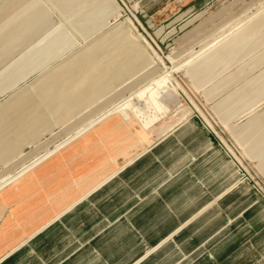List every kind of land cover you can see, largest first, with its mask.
Masks as SVG:
<instances>
[{
    "label": "rangeland",
    "instance_id": "obj_1",
    "mask_svg": "<svg viewBox=\"0 0 264 264\" xmlns=\"http://www.w3.org/2000/svg\"><path fill=\"white\" fill-rule=\"evenodd\" d=\"M55 1L59 10L51 0H23L9 12L0 13V110L21 101L15 112L0 115V135L8 122H16L17 112L39 118L26 135L2 144L0 177L15 172L24 163L26 166L35 155L65 138L86 116L121 102L163 72L173 92L170 100L162 99L166 115L154 114L135 96L131 102L136 110L129 108L127 115L141 123L151 114L158 116L157 123L146 129L151 133L169 132L162 137L167 139L160 146L175 150L162 159L153 158L155 175L126 188L123 198L109 204L107 211L97 213L94 220L81 219L79 233L68 235L61 246L30 253L28 264H74L75 259L86 256L96 258L98 264H233L236 256L245 259L264 239V170L258 164L264 158V10L222 42L216 56L203 61L212 53L211 48L205 57L190 64L182 62L210 40L217 28L229 21L239 22L259 9L264 0H210L198 9L179 11H175L171 0H118L122 8L114 14L102 10L100 4L106 1L111 6L113 0H74L68 7L61 0ZM34 11H38L34 18L23 19ZM92 11L100 19L86 28L95 20ZM54 27L61 29L60 35L74 34L83 42L68 38L47 59L18 61L20 51L36 37H53ZM245 29H249L248 36L240 40ZM123 33L138 39L147 49L149 67L123 49L118 56L121 68L110 69L114 72L106 88L92 94L93 106L86 107L90 104L87 102L70 115L87 109L79 116L59 118L60 111L50 110L42 100L43 82L66 67L80 49L96 43L100 45V64H107L124 45L117 41ZM139 33L149 41L154 53ZM185 50L189 52L169 62L155 58V52L166 56ZM15 62L29 67L16 71L10 68ZM107 92L110 94L105 96ZM183 112L186 117L177 122ZM115 118L121 120L119 116ZM166 124L172 125L167 132L161 129ZM189 124L194 126L195 135L178 139L177 134ZM138 127L135 123L131 130ZM155 141L146 142L147 153L157 146ZM223 160L231 165L230 175L217 180L186 213L174 218L153 238L141 234L135 221L149 202H163L171 184L181 188L186 180L197 178L203 171L214 175ZM244 191L247 197L238 199ZM118 228L127 230L129 248L114 253L122 245L123 236L117 238L114 251L94 249L100 241L112 238Z\"/></svg>",
    "mask_w": 264,
    "mask_h": 264
},
{
    "label": "crops",
    "instance_id": "obj_2",
    "mask_svg": "<svg viewBox=\"0 0 264 264\" xmlns=\"http://www.w3.org/2000/svg\"><path fill=\"white\" fill-rule=\"evenodd\" d=\"M22 1L0 0V13L3 15L9 12ZM51 1L55 7L58 6L55 0ZM72 1L74 0H61L67 7ZM209 1L171 0V5L176 6L174 7L175 11H179L184 8L198 9ZM57 9L59 10V7ZM38 11H34L29 16H24L23 19L34 18ZM57 28L59 27L53 28V34H51L53 37L51 38L42 37L36 40V37L32 40L28 46L20 51L22 56H18V61L20 59L28 61L47 59L68 38L83 42L82 39L71 33L69 36L60 35L59 33L62 31ZM240 29L213 47L209 51L212 53L208 58L205 55L209 52L200 58L205 57L203 60L205 61L216 56L221 50L216 48ZM248 32L249 29L243 30L240 33V40L247 38ZM117 37L119 44H124L126 47L122 45L118 55H114L107 64H100L97 54L100 45L96 43L84 50L80 49V53L66 67L60 72L52 74L43 82L42 100L50 110L60 111L59 118L64 119L70 116L76 107H82L87 102L90 104L86 107L93 106L92 94H98L106 88L114 72L110 69L121 68L118 56L123 52V49L129 50L135 61L144 67H149L147 49L138 39L136 40L126 33ZM28 67L27 63L20 66L19 63L15 62L10 65V68L17 69L16 71H24ZM109 94L110 92H107L105 96ZM20 104L21 101H18L9 108L1 109L0 115L4 116L8 112H15L14 110ZM110 107L86 116L80 124L73 127L65 138L97 119ZM85 111L87 109L70 116V119ZM116 116H119L121 120L116 119ZM16 118L15 123L12 121L11 124L7 123L9 125L0 135V153L4 142L13 143L15 137L28 133L32 125L39 120L37 115H25L19 112H17ZM135 123L139 127L132 131L131 127ZM168 133L162 134L157 131L151 133V130L145 129L142 123L136 121L131 114L122 116L116 113L82 133L71 143L61 147L47 159L34 165L19 178L1 188L0 264H28L30 253L33 251L42 253L61 246L68 235L79 233L78 222L81 219L94 220L97 213L107 211L109 204L121 200L125 195L126 188L133 187L155 175L156 167L152 163L153 158L162 159L168 152L175 150L172 146L165 150L160 146L162 144L160 142ZM194 134L195 128L189 124L177 134V138L182 140L192 137ZM160 138L162 139L158 141ZM150 139H156L155 145L157 146L147 153L146 142ZM52 148H47L42 153L35 155L28 163ZM25 164H22L18 170ZM258 164L264 170V158L259 160ZM216 168L214 175L208 174L209 171H203L197 178L193 177L186 180L181 188H175L171 184L170 190L163 196V202L157 199L149 202L135 221V225L138 226L141 234L153 238L169 226L174 218L186 213L200 200L203 192L212 188L217 180L230 175L231 165L226 160L220 161ZM15 172L5 176L8 177ZM2 181L3 179L0 178V183ZM246 197L245 191L237 196L238 199ZM118 229L112 238L100 241L94 249L107 248L109 251H114L118 245L117 238L123 236L122 245L114 253L119 249L129 248L131 240L128 238L127 230ZM258 243L253 246L254 250L252 249L249 254L245 255V259H242V255L236 256L233 264H264V239L261 240L262 247L259 241ZM74 264L98 263L96 258L86 256L78 257L74 260Z\"/></svg>",
    "mask_w": 264,
    "mask_h": 264
},
{
    "label": "bare ground",
    "instance_id": "obj_3",
    "mask_svg": "<svg viewBox=\"0 0 264 264\" xmlns=\"http://www.w3.org/2000/svg\"><path fill=\"white\" fill-rule=\"evenodd\" d=\"M113 2H114V5L110 4L111 6H108V2L106 3V1H103V3H102V1H101V3H100L101 4V9L106 11L109 14H110V12H112L113 14L114 13H118V9H121L122 7H121L120 3L118 2V0H113ZM120 2L123 3V1H121V0H120ZM263 10H264V4L261 5V7L259 9H257L255 12H253L252 14L244 16L243 18H241L239 22L229 21V22L223 24L222 26H220L219 28H217V30H215L213 32V34L211 35V39L210 40H208L197 51H194V52L190 53L186 58H184V61L182 62V65L190 64L195 59H197V58L201 57L202 55H204L208 50H210L211 48L215 47L218 43H220L225 38L229 37L234 31H236L238 28H240L242 25H244L250 18H252L253 16L259 14ZM92 12H95V15H93L95 17V20L94 21H90L89 23L87 22L88 24L86 25V28L95 25V21L100 19L98 14L96 13V11H92ZM139 36H141L143 38V42L148 46V49H151L152 53H154V49L151 47V44L149 43V41L140 33H139ZM188 52H189V50H185V51H182V52H174V53L168 54L166 56L162 55L163 57L159 56L155 52V58L158 59V61H161V62L168 61V60L172 61L173 58H175L177 56H180V55H184L185 53H188ZM171 91L172 90L170 88V83H169V79L167 77V73L166 72H163V73H160V74L154 76L153 78H151L150 81H148L143 86H141L133 94H130L128 97L124 98L121 102H119L117 104H114L107 111H105L100 116H98L97 119L91 121L87 125L81 127L77 132H75L71 136L65 138L63 142L57 143L52 149H50L47 152L37 156L34 160L29 162L25 167H23L22 169L18 170L15 174H13V175H11L9 177H0L1 179H3L2 183H0V189L3 188L5 185H7L9 182H12L13 180L19 178L21 175H23L27 170L32 168L34 165H36V164L44 161L45 159H47L49 156H51L53 153H55L61 147H64L65 145L71 143L74 139H76L82 133L88 131L90 128L94 127L95 125H97L99 123H102L103 121H105L110 116H112V115H114V114H116L118 112L122 116H126L127 115V110L129 108H132L135 111L136 110L135 105L131 102L132 101L131 100L132 96H135L136 98L141 99L145 103V105H148L149 108H151V110H153L152 111L153 113L154 112L155 113L160 112V113H164L166 115L167 108H166V105L164 104V102L162 101V99L170 100L171 98H173V94H172L173 92H171ZM143 93H146L147 95L146 96H142ZM154 114H151L150 116H147L145 120L142 119L143 120L142 125H143V127L145 129L149 128L150 126H153L154 124L157 123L159 117L154 115ZM145 116H146V114L144 115V117ZM185 117H186V113L183 112L179 117L176 118V121L179 122L180 120H182ZM171 127H172V125L166 124V125H163L161 129L163 131L167 132ZM186 132H188V131H186ZM221 171L224 172L223 170H221Z\"/></svg>",
    "mask_w": 264,
    "mask_h": 264
}]
</instances>
